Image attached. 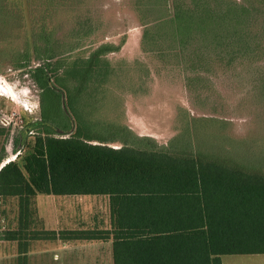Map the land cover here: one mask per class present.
<instances>
[{
	"label": "rangeland",
	"instance_id": "374dc122",
	"mask_svg": "<svg viewBox=\"0 0 264 264\" xmlns=\"http://www.w3.org/2000/svg\"><path fill=\"white\" fill-rule=\"evenodd\" d=\"M136 1L12 0L13 17L0 19V82L11 86L18 99L13 101L0 92V165H21L35 138L45 132L41 90L29 73L43 64L35 58L32 43L34 32L44 27L55 57L52 63L63 61L65 65L76 59L81 65L101 45L114 48L98 60L97 66L105 61L110 68L106 80L90 81L75 94L84 121L99 125L92 133L108 146L119 147L121 141L134 146L131 136H135L167 147L185 135L193 149L200 146L209 154L250 160L264 171V0H211L212 6L237 3L250 11L243 30L250 39L249 50L232 47L230 53L209 45V39L201 40L195 32L182 52L173 50L165 34L157 39L158 49L143 52ZM179 2L188 4L189 0ZM147 17L152 21L157 14ZM26 48L30 50L29 67L18 69L14 66L16 54ZM68 84L71 88L76 83ZM51 85L59 100L55 108L46 103L53 120L47 122L50 133L67 138L74 133L76 122L66 105V91L53 84V79ZM63 125H68L69 135L61 137ZM30 210V231L108 226L107 200L102 197L37 195ZM17 213L16 198H0V239L16 229ZM56 243L30 242L29 254L20 264H112L110 243L73 242L63 251ZM13 244L0 240V264H17Z\"/></svg>",
	"mask_w": 264,
	"mask_h": 264
},
{
	"label": "trees",
	"instance_id": "16d2710c",
	"mask_svg": "<svg viewBox=\"0 0 264 264\" xmlns=\"http://www.w3.org/2000/svg\"><path fill=\"white\" fill-rule=\"evenodd\" d=\"M11 2L0 0V19L13 17ZM211 3L137 0L142 51L158 49L157 39L165 34L173 50L182 52L193 32L218 49L248 51L250 39L243 32L248 7ZM151 13L157 14L152 21L147 17ZM32 46L35 58L43 62L29 73L41 90L45 132L35 138L21 165L9 162L0 169V198H16L18 208L16 229L0 240L17 244L18 264L26 260L30 242L57 241L110 243L112 264H221L223 256L264 255V171L257 164L209 154L200 146L193 149L185 135L161 147L124 129L134 146L125 141L108 146L92 133L99 125L84 121L75 94L90 81L106 80L110 68L105 61L97 66L98 60L114 48L101 45L81 65L76 59L52 63L55 57L44 27L34 32ZM29 51L16 54L15 67H29ZM61 68L62 74L56 75ZM52 79L66 91V105L76 122L70 136L68 125L60 129L58 135L67 138L53 137L47 123L53 120L46 103L55 108L59 100ZM68 82L76 84L70 88ZM64 114L67 121V111ZM37 195L105 198L108 227L30 231V207Z\"/></svg>",
	"mask_w": 264,
	"mask_h": 264
},
{
	"label": "crops",
	"instance_id": "0c3cea01",
	"mask_svg": "<svg viewBox=\"0 0 264 264\" xmlns=\"http://www.w3.org/2000/svg\"><path fill=\"white\" fill-rule=\"evenodd\" d=\"M38 196H40V195H38ZM46 197H51V196H46ZM45 230H47V231H57L53 227L50 228V229L46 228ZM60 230H62V229H60ZM65 230H67V229H65ZM11 243L13 244V242H11ZM42 243H44V242H42ZM49 243H51V242H47V246H49ZM83 243H86V242H83ZM56 244L58 246V250L63 251V250H66V248L69 247L70 244H72V243H64L63 244V243L57 241ZM92 244H97V243L92 242ZM105 244H109V243H105ZM13 246L16 248L15 260H16V263H17V259H18L17 244L14 243ZM28 254H29V252L27 253L26 256H28ZM55 257H57V255H55ZM221 264H264V255L223 256V257H221Z\"/></svg>",
	"mask_w": 264,
	"mask_h": 264
},
{
	"label": "bare ground",
	"instance_id": "6f19581e",
	"mask_svg": "<svg viewBox=\"0 0 264 264\" xmlns=\"http://www.w3.org/2000/svg\"><path fill=\"white\" fill-rule=\"evenodd\" d=\"M6 84V83H5ZM11 87V86H10ZM8 87V86H4L1 82H0V92L3 95H6L10 98H12L13 101H16L18 99V97H16V95L14 94L13 90ZM5 165V162H3L0 165V169Z\"/></svg>",
	"mask_w": 264,
	"mask_h": 264
},
{
	"label": "water",
	"instance_id": "95a60500",
	"mask_svg": "<svg viewBox=\"0 0 264 264\" xmlns=\"http://www.w3.org/2000/svg\"><path fill=\"white\" fill-rule=\"evenodd\" d=\"M61 106H62V110H63L64 112H66L65 102H64L63 99H62V102H61Z\"/></svg>",
	"mask_w": 264,
	"mask_h": 264
}]
</instances>
